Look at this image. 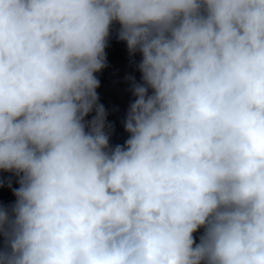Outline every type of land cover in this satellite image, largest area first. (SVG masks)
Masks as SVG:
<instances>
[{
    "label": "clouds",
    "instance_id": "1",
    "mask_svg": "<svg viewBox=\"0 0 264 264\" xmlns=\"http://www.w3.org/2000/svg\"><path fill=\"white\" fill-rule=\"evenodd\" d=\"M4 186L0 264H264V0H0Z\"/></svg>",
    "mask_w": 264,
    "mask_h": 264
}]
</instances>
